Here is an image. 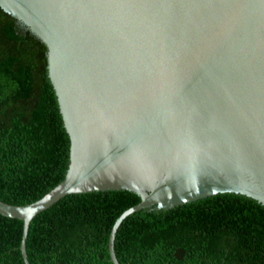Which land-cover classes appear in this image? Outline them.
I'll list each match as a JSON object with an SVG mask.
<instances>
[{
  "label": "water",
  "instance_id": "water-1",
  "mask_svg": "<svg viewBox=\"0 0 264 264\" xmlns=\"http://www.w3.org/2000/svg\"><path fill=\"white\" fill-rule=\"evenodd\" d=\"M47 48L70 137L64 180L38 201L0 200L32 220L73 194L130 191L116 220L233 193L264 205V0H0Z\"/></svg>",
  "mask_w": 264,
  "mask_h": 264
},
{
  "label": "trees",
  "instance_id": "trees-1",
  "mask_svg": "<svg viewBox=\"0 0 264 264\" xmlns=\"http://www.w3.org/2000/svg\"><path fill=\"white\" fill-rule=\"evenodd\" d=\"M46 46L0 8V200L24 206L60 184L70 137L49 78ZM141 198L130 191L68 195L31 222L30 264H113L116 220ZM23 222L0 215V264H25ZM121 264H264V205L225 193L129 216L119 228Z\"/></svg>",
  "mask_w": 264,
  "mask_h": 264
}]
</instances>
